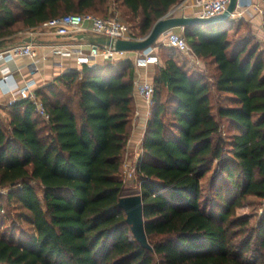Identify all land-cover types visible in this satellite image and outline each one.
Segmentation results:
<instances>
[{
	"label": "trees",
	"instance_id": "1",
	"mask_svg": "<svg viewBox=\"0 0 264 264\" xmlns=\"http://www.w3.org/2000/svg\"><path fill=\"white\" fill-rule=\"evenodd\" d=\"M181 1L0 0V40L21 41L69 13L106 17L113 3L144 37ZM234 24L184 28L205 72L170 46L156 65L138 162L152 248L134 236L119 205L137 108L133 60L85 65L38 88L49 120L30 99L8 104L0 114V188L32 231L0 234V264H264V205L256 225L234 216L249 196L264 200V49L252 34L231 33ZM223 121L234 130L230 140ZM214 166L213 201L202 181Z\"/></svg>",
	"mask_w": 264,
	"mask_h": 264
},
{
	"label": "built area",
	"instance_id": "2",
	"mask_svg": "<svg viewBox=\"0 0 264 264\" xmlns=\"http://www.w3.org/2000/svg\"><path fill=\"white\" fill-rule=\"evenodd\" d=\"M230 0H195V5L198 7V11L194 16L211 17L224 12ZM182 5V3H181ZM247 6V1L239 0L236 11L232 14V18H239L243 14L240 11L241 8ZM262 13L263 9H259ZM175 9L170 13L174 14ZM49 32L67 36L70 34H77L85 30H91L95 35H105L118 39H140L137 37L130 25L124 22L117 11L109 16L103 17L95 15L93 13L80 14V13H69L61 17L52 19L41 25ZM166 44L170 47H174L179 51L187 54L196 65H201L202 61L198 55L195 54L192 46L184 36V34L177 32L174 28L166 31L164 34ZM130 51L117 50L114 46L107 44H96L91 43L89 45V51H86L82 45L73 46L72 44H56L53 46L52 54L58 56H72L75 57L77 64L80 68L85 65L96 66L97 57L102 56L105 59H115L118 57H126ZM135 56L133 64L136 70L135 76V88L137 94L144 100L147 106V116L150 115L152 106L155 98V85L152 80L147 77H142L139 74V68L148 66L150 64H160V56L157 53V47L151 45L143 50L134 51ZM16 56H28L31 58V68L33 71H39V62L41 58L37 50L35 43H19L15 44L4 50H0V60L9 61L14 59ZM43 60H48L49 56H42ZM3 76L0 79L2 84L6 87L5 91L11 94L9 104H12L18 99H30L36 106L37 111L47 120L50 119V114L37 93V82L34 79L26 80L21 85H10L8 82L9 68H2ZM143 147L140 152L133 159H129L124 164V176L125 179L130 180L138 175V162L142 156ZM126 180V181H127ZM0 192L8 193V188H0Z\"/></svg>",
	"mask_w": 264,
	"mask_h": 264
},
{
	"label": "crops",
	"instance_id": "3",
	"mask_svg": "<svg viewBox=\"0 0 264 264\" xmlns=\"http://www.w3.org/2000/svg\"><path fill=\"white\" fill-rule=\"evenodd\" d=\"M247 1V6L241 8L243 12L239 18L235 19L234 28L231 33L236 34H248L251 33L257 36L261 41H264V12L262 13L259 9L264 10V0H244ZM182 3V5H181ZM173 9H175L173 15L181 16H194L198 11V7L195 5V0H182ZM172 9V10H173ZM41 27V26H40ZM34 28L25 32L24 38L27 36H33L37 42V50L39 57L40 70L33 71L31 68V58L28 56H16L14 59L5 61L0 60V79L3 76L2 68L8 67V82L10 85H21L26 80L34 79L37 82V88L43 87L51 83L57 76L74 69H80L75 57L72 56H58L52 54L53 46L56 44H72L73 46L82 45L86 51H89V45L92 43V38L95 36L91 30H85L77 34H70L67 36L58 35L49 32L43 28ZM184 29V28H183ZM78 34L80 37H78ZM82 35V36H81ZM164 37V35H162ZM48 55V60H43L42 56ZM135 56L134 51H130L126 57L131 59ZM190 58V57H189ZM102 56L97 57L96 66H101L106 62ZM133 60V59H132ZM191 64L193 63L192 59ZM202 61V60H201ZM198 68L194 67V70L198 72H205V67L202 62L201 65H197ZM156 65L150 64L139 68V74L142 77H147L153 81L154 70ZM137 73V72H136ZM5 86L0 81V114L3 117L8 115L7 106L11 99V94L5 91ZM137 113L134 118V125L132 127V136L128 144L126 151L127 155L135 157L140 149H142L143 139L147 127V106L144 100L137 94Z\"/></svg>",
	"mask_w": 264,
	"mask_h": 264
},
{
	"label": "rangeland",
	"instance_id": "4",
	"mask_svg": "<svg viewBox=\"0 0 264 264\" xmlns=\"http://www.w3.org/2000/svg\"><path fill=\"white\" fill-rule=\"evenodd\" d=\"M112 5L113 6L110 8V12H113L117 8V5L115 3H113ZM117 13L121 15L120 10L117 11ZM127 24L131 25L130 22H127ZM40 28H43V27L41 26ZM175 30L179 33L184 34V29L182 27H178ZM250 34L251 33L248 32V35ZM255 38L258 42H260L261 48L264 49V41H261V39H259L257 36H255ZM153 45L157 47V53L160 56V60H161V63L157 64V66H161L164 64V59H165V56L168 54L169 46L166 44L165 37H162V36ZM179 56L187 57L189 59V56L183 52H179ZM193 66L198 68L197 65H193ZM136 114H138L137 109L133 116V120ZM133 120H132V127L134 125ZM222 125H223V135L228 140H230L231 134L232 132H234V130L230 127L227 121H223ZM129 159H133V158L130 155L126 154L124 158V162L122 164V169H121V178H123L126 183L124 190H123V196L141 193L138 175L136 177H133L130 180L125 179L124 164L126 161H129ZM217 171H218L217 167L214 166L213 170L209 172L202 181L205 195L213 201H214V192L212 189V184H213V181L216 179ZM37 189H38L39 194L42 196L43 190L39 186V184H37ZM263 205H264V200L254 195L249 196L242 205H239L236 207L234 216L238 218L250 217L251 224L256 225L263 212ZM23 210L24 209L20 207L19 202L15 198L9 199L8 193L0 192V234H15L19 237V236H25L32 231V224L30 223V220L21 215V212ZM243 238H244V235L242 236V239Z\"/></svg>",
	"mask_w": 264,
	"mask_h": 264
},
{
	"label": "water",
	"instance_id": "5",
	"mask_svg": "<svg viewBox=\"0 0 264 264\" xmlns=\"http://www.w3.org/2000/svg\"><path fill=\"white\" fill-rule=\"evenodd\" d=\"M239 0H230L227 9L215 16H187V15H170L171 10L167 15L160 18L152 27L150 32L140 39H118L114 40L105 35H95L92 38V43L107 44L114 46L117 50L139 51L153 45L166 31L194 24H218L232 18V14L236 11ZM82 36V35H81ZM78 37L80 35L78 34ZM37 40L33 36H27L18 42H9L6 39L0 40V50L9 48L19 43H36ZM119 205L127 214V221L132 229L134 236L145 246L152 248L149 242L146 231V223L144 218V205L142 194L122 195L119 200Z\"/></svg>",
	"mask_w": 264,
	"mask_h": 264
}]
</instances>
